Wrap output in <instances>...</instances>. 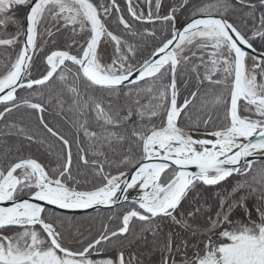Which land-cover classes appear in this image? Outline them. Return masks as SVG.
I'll list each match as a JSON object with an SVG mask.
<instances>
[{
    "label": "snow or ice",
    "instance_id": "6c2138e0",
    "mask_svg": "<svg viewBox=\"0 0 264 264\" xmlns=\"http://www.w3.org/2000/svg\"><path fill=\"white\" fill-rule=\"evenodd\" d=\"M0 50V264H264V0H0Z\"/></svg>",
    "mask_w": 264,
    "mask_h": 264
},
{
    "label": "trees",
    "instance_id": "16d2710c",
    "mask_svg": "<svg viewBox=\"0 0 264 264\" xmlns=\"http://www.w3.org/2000/svg\"><path fill=\"white\" fill-rule=\"evenodd\" d=\"M119 2L121 3V6L123 7L124 0H119ZM62 42H63V38L61 39L60 43L62 44ZM154 43L155 41H149V49L151 45ZM144 54L147 55V52H145ZM8 55H13V54L11 52L5 53L2 50H0V58L1 56L5 57ZM43 55H44L43 53H40L39 56H36L33 58L34 67L32 70V76L34 78H39L40 74L44 70L45 64L43 60ZM29 94L30 93L25 90L18 91V95L20 96H28ZM0 109H2V107H0ZM30 113H31V110L24 109V108H21L18 111H14L13 113L8 115L7 123L8 124L15 123L18 126H28V127H32L35 129L37 126V120ZM48 118L52 119L51 116H49ZM5 131H7L5 127V122L0 121V140L2 141L0 142V153H2L5 148H11L13 153L15 154L16 145L20 144L21 141H19L18 138L14 136L3 135ZM58 148H59V145H57V149ZM22 151L24 155H35L43 159V157L40 156V152L37 151V145L35 144L29 147V145L26 142L22 143ZM41 151L43 150L41 149ZM74 152H75V149H74ZM112 214H113L112 212H108V213H104V214H100L96 216H89V217H78V216H69V215H66V216H68L73 221L72 224L68 225V227L71 229L73 233H75V231L79 229L81 232L84 233L85 236H90V235H95L96 233H98L102 225L104 224H109L111 227H116L119 221L118 220L109 221L108 219V217L111 216Z\"/></svg>",
    "mask_w": 264,
    "mask_h": 264
},
{
    "label": "water",
    "instance_id": "95a60500",
    "mask_svg": "<svg viewBox=\"0 0 264 264\" xmlns=\"http://www.w3.org/2000/svg\"><path fill=\"white\" fill-rule=\"evenodd\" d=\"M107 212H109L107 209L101 207L99 210L93 208V209H88V210H79L75 212L66 211L63 214L69 215V216L89 217V216L100 215V214L107 213Z\"/></svg>",
    "mask_w": 264,
    "mask_h": 264
},
{
    "label": "rangeland",
    "instance_id": "374dc122",
    "mask_svg": "<svg viewBox=\"0 0 264 264\" xmlns=\"http://www.w3.org/2000/svg\"><path fill=\"white\" fill-rule=\"evenodd\" d=\"M0 62H1V64L3 63V56H1ZM0 142H2V141L0 140Z\"/></svg>",
    "mask_w": 264,
    "mask_h": 264
}]
</instances>
